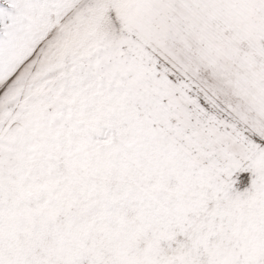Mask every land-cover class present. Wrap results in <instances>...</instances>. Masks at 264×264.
Wrapping results in <instances>:
<instances>
[{"label":"snow or ice","instance_id":"snow-or-ice-1","mask_svg":"<svg viewBox=\"0 0 264 264\" xmlns=\"http://www.w3.org/2000/svg\"><path fill=\"white\" fill-rule=\"evenodd\" d=\"M0 264H264V0H0Z\"/></svg>","mask_w":264,"mask_h":264}]
</instances>
